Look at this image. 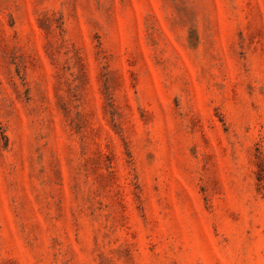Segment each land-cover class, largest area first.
Masks as SVG:
<instances>
[{
	"label": "rangeland",
	"instance_id": "374dc122",
	"mask_svg": "<svg viewBox=\"0 0 264 264\" xmlns=\"http://www.w3.org/2000/svg\"><path fill=\"white\" fill-rule=\"evenodd\" d=\"M0 264H264V0H0Z\"/></svg>",
	"mask_w": 264,
	"mask_h": 264
}]
</instances>
